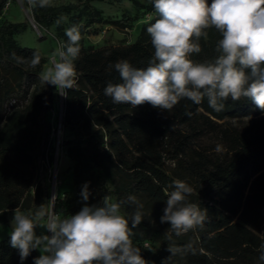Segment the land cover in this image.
Here are the masks:
<instances>
[{
    "label": "trees",
    "instance_id": "trees-1",
    "mask_svg": "<svg viewBox=\"0 0 264 264\" xmlns=\"http://www.w3.org/2000/svg\"><path fill=\"white\" fill-rule=\"evenodd\" d=\"M10 1L0 0V18ZM91 1L84 0L82 8L71 2L31 7V12L38 26L46 28L74 10L78 12L71 16L73 25L86 15L90 23L129 28L140 9L152 15L128 43L86 47L81 38L75 61L77 83L63 92L62 123L74 135L67 140L74 169L86 164L101 170L111 185L104 194L122 202L126 218L136 210L127 198L136 197L143 218L134 229V241L149 243L141 254L151 264L170 256L168 247L188 243L196 254H177L170 264H258L257 249L264 243V112L248 99H229L220 112L210 108L206 98L199 105L182 99L170 112L148 103L135 108L114 104L104 88L120 78L109 65L126 59L134 67H147L154 48L146 28L158 15L151 3L133 0L136 15L108 21L99 10L89 9ZM25 28L20 21L0 22V222L7 221V209L34 212L41 204L50 208L51 203L49 170L55 152L51 135L56 125L47 114L60 90L40 79L47 56L17 41L16 34ZM59 31L66 41L64 30ZM207 31L208 39H200L202 51L192 55L198 62L218 55L220 34L214 28ZM34 53L41 58L37 66L31 63ZM5 101L11 105L5 107ZM177 179L193 188L189 200L206 209L207 215L203 227L179 236L168 223L160 222L165 193ZM9 234L0 238V264H21L18 251L9 245ZM39 255L33 250L23 264H33Z\"/></svg>",
    "mask_w": 264,
    "mask_h": 264
},
{
    "label": "clouds",
    "instance_id": "clouds-1",
    "mask_svg": "<svg viewBox=\"0 0 264 264\" xmlns=\"http://www.w3.org/2000/svg\"><path fill=\"white\" fill-rule=\"evenodd\" d=\"M27 2L33 8L51 6V0ZM149 2L158 15L146 28L154 53L144 68L134 67L126 59L109 65L120 78L104 88L114 104L135 108L148 103L170 112L182 99L199 105L206 98L208 106L220 112L229 99H248L264 112V0ZM60 22L58 19L57 24ZM81 27L74 24L65 29L67 40L56 50L51 66L40 73L44 84L54 86L61 95L77 83L75 61L81 51ZM210 28L221 37L215 49L218 55L198 62L192 55L202 51L200 39H208ZM40 59L34 53L32 65H39ZM170 187L160 222L168 223L177 236L203 227L206 209L189 200L193 188L179 179ZM80 196L85 203L76 214L49 211L45 204L34 212L13 210L9 245L18 251L21 264L33 250L41 253L33 264H151L134 245V229L143 218L136 197L127 198L136 210L126 218L122 202H113L110 195L103 197L102 206L89 205V183L82 186ZM37 228L50 235H37ZM167 251L171 255L161 264H170L177 254H196L192 243ZM257 251L258 264H264V243Z\"/></svg>",
    "mask_w": 264,
    "mask_h": 264
},
{
    "label": "rangeland",
    "instance_id": "rangeland-1",
    "mask_svg": "<svg viewBox=\"0 0 264 264\" xmlns=\"http://www.w3.org/2000/svg\"><path fill=\"white\" fill-rule=\"evenodd\" d=\"M145 4H149V0H141ZM76 3L79 8L84 6V0H51L52 5ZM90 10L97 9L101 12L104 20H113L120 18L123 15L134 16L137 14V8L133 0H94L89 3ZM74 10L71 14H62L60 16L61 22L53 24L50 27H39L34 21L31 12V6L27 0H11L2 13L0 22L3 20L20 21L25 24V29L16 34V39L21 45L36 47L39 51L47 56L48 60L44 65V70L51 66L52 59L62 43V38L59 34V29L69 28L73 25L72 14L77 13ZM152 13L146 8L140 9L138 18L134 20L132 27L122 28L109 22H88L89 17L84 15L82 20L77 25H82L80 28L81 38L86 47L93 45L95 47L109 45V44H123L134 41L139 33L141 24L151 17ZM63 18V19H61ZM35 24V26L33 25ZM59 95L57 102L50 112L47 114V119L56 125L61 115V97ZM13 101V100H12ZM11 101V102H12ZM11 102L5 101L4 106L11 105ZM74 138V135L69 129L62 127L61 130L52 129L51 139L55 146L54 162L51 165V180L53 176L57 182L56 189L51 195L54 199L50 200L49 211L58 213L76 214L85 202L82 201L80 193L82 186L89 183V190L91 196L87 203L89 205L102 206V199L106 195H110L112 201L114 198L111 194H104L105 191L111 188L110 183L104 176L103 172L93 166L83 164L79 169H74V161L70 158L67 152L68 146L71 143L67 142ZM50 172V171H49ZM21 211H29V209H22ZM11 208L6 210L7 221L0 222V238L7 236L11 232L10 221L13 218V210ZM43 223V221H42ZM37 235L49 234L43 228L36 229ZM134 240V238H133ZM134 245L141 248L149 247L148 242L140 245ZM39 254H41L39 252Z\"/></svg>",
    "mask_w": 264,
    "mask_h": 264
},
{
    "label": "built area",
    "instance_id": "built-area-1",
    "mask_svg": "<svg viewBox=\"0 0 264 264\" xmlns=\"http://www.w3.org/2000/svg\"><path fill=\"white\" fill-rule=\"evenodd\" d=\"M63 108H64V102H63V96L61 97V115H60V118L59 120L57 121L56 123V128H53L54 130H61L62 127H63V123H62V117H63ZM50 173L52 171V169L50 168ZM51 183H52V193L55 191L56 189V185H57V182L55 180V177L53 176L52 180H51Z\"/></svg>",
    "mask_w": 264,
    "mask_h": 264
},
{
    "label": "water",
    "instance_id": "water-1",
    "mask_svg": "<svg viewBox=\"0 0 264 264\" xmlns=\"http://www.w3.org/2000/svg\"><path fill=\"white\" fill-rule=\"evenodd\" d=\"M33 25L35 26V24L33 23Z\"/></svg>",
    "mask_w": 264,
    "mask_h": 264
}]
</instances>
